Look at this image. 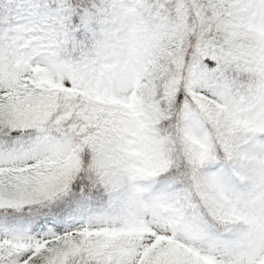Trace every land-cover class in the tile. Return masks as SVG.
<instances>
[{
    "label": "snow or ice",
    "instance_id": "1",
    "mask_svg": "<svg viewBox=\"0 0 264 264\" xmlns=\"http://www.w3.org/2000/svg\"><path fill=\"white\" fill-rule=\"evenodd\" d=\"M0 264H264V0H0Z\"/></svg>",
    "mask_w": 264,
    "mask_h": 264
}]
</instances>
